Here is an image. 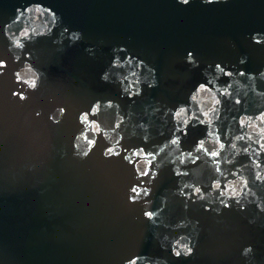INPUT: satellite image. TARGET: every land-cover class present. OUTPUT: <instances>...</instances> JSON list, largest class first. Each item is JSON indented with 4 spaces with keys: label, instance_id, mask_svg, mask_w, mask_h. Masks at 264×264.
Listing matches in <instances>:
<instances>
[{
    "label": "water",
    "instance_id": "95a60500",
    "mask_svg": "<svg viewBox=\"0 0 264 264\" xmlns=\"http://www.w3.org/2000/svg\"><path fill=\"white\" fill-rule=\"evenodd\" d=\"M0 62V264H264V0H0Z\"/></svg>",
    "mask_w": 264,
    "mask_h": 264
},
{
    "label": "snow or ice",
    "instance_id": "6c2138e0",
    "mask_svg": "<svg viewBox=\"0 0 264 264\" xmlns=\"http://www.w3.org/2000/svg\"><path fill=\"white\" fill-rule=\"evenodd\" d=\"M181 2H182L183 4H185V5H187V4L189 3V0H181ZM208 2L211 3V0H208ZM256 42H257V43H260L259 40H257ZM188 57H189V59H191V57H192V53H191V52L188 53ZM3 66H4L3 63L0 62V68H2ZM217 67H219V66H217ZM29 86H30V87H35V86H36V85H35V81H32V82L30 83ZM20 98H21V99H24V97H23L22 95L20 96ZM61 111H63V109H61ZM93 111H96V109H93ZM84 119H87V117H84ZM92 143H93V141H92V140H89V145H90V146L92 145ZM172 143L175 144L176 141L173 140ZM112 151H113V150H112L111 148H109V149H108V152H107L106 154L112 153ZM84 155H85V156L88 155V152H85ZM211 155H212L213 157H215V156L217 155V153H216L215 151H212V152H211ZM141 174H142V175H146L147 173H144V172L142 171ZM196 191L199 192V189L197 188ZM132 192L135 193V195L132 196L131 199L135 200V199H136V196H139V195H140V192H139L135 187L132 189ZM144 195H147V192H146V191L144 192ZM145 215H146L149 219H152V217H153L154 214H153L152 212H146ZM191 251H192L191 247H187V246H185V248H184V250H183V254H184V255H188ZM245 251H249V250H248V249H245ZM181 254H182V253H181L180 251H175V255H176V256H180ZM130 264H137V262H136V261H131Z\"/></svg>",
    "mask_w": 264,
    "mask_h": 264
}]
</instances>
